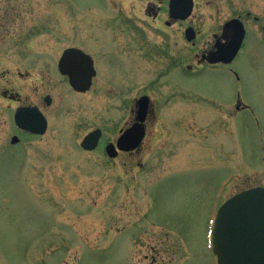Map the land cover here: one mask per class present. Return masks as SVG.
<instances>
[{
  "label": "rangeland",
  "instance_id": "1",
  "mask_svg": "<svg viewBox=\"0 0 264 264\" xmlns=\"http://www.w3.org/2000/svg\"><path fill=\"white\" fill-rule=\"evenodd\" d=\"M239 15L264 18V0H195L188 21L200 32L201 50L217 26ZM149 18L143 0H0V264H218L213 220L231 195L264 186V133L254 124L233 130L226 144L233 164L243 159L253 168L243 172L247 181L230 179L211 146L214 126L219 133L224 126L210 118L203 97H229L232 82L210 72L189 75L195 49L176 26ZM69 47L94 53L105 72L118 65L101 60L103 52L120 48L125 64L133 55L135 86H114L100 75L90 92L74 93L57 71ZM177 51L184 55L185 75L175 77L182 94L169 74L150 88ZM237 67L250 71L245 56ZM144 91L156 100L159 120L139 153L110 159L103 147L81 148L97 127L112 138L125 100ZM242 93L264 122V85ZM45 94L53 98L42 105L46 134H22L15 110L39 105Z\"/></svg>",
  "mask_w": 264,
  "mask_h": 264
},
{
  "label": "flooded vegetation",
  "instance_id": "2",
  "mask_svg": "<svg viewBox=\"0 0 264 264\" xmlns=\"http://www.w3.org/2000/svg\"><path fill=\"white\" fill-rule=\"evenodd\" d=\"M143 2L145 3V6L147 7L148 15L154 17V18H149V19H153L154 21L156 20L159 21L160 23L163 24L161 27L176 26L177 35L180 36L182 40L186 38V34H185L186 29L193 28L194 39L188 44H190L191 47L195 49V54L193 58L196 61V68L192 69L191 65H187L186 70L188 71L193 70L191 71L189 75H193V76L199 75L200 76L202 74L210 72L211 74H217L220 77V79H224V80L229 79L232 82V90L230 92L229 97H225L223 99L221 97L216 98L214 97V95L212 96L210 95L208 97H203V98H205L206 101H208L209 103L210 118L214 120V122L216 123L217 121H219L224 126V131H221V133H219L220 130L217 132V129H220L219 124L218 125L216 124L217 126H214L213 130L211 129L212 130L211 137H213V143L211 144V146H213V149L215 148L213 154L215 155V157L219 158V161H223L225 163V169H226L225 171L227 173V176L230 177V179L234 178L236 182V180H242L243 178V181H247L248 176H246L247 174H244L243 172L244 170L247 171L248 167L253 168V166H251L252 164H250V166L247 165V163L244 162L243 159H241V157H240L241 161L239 162V164H233V162H235V158H233V153L235 151L233 148H229L226 144L231 143L233 141V132H234L233 130L234 129L236 131L235 134H238L239 125L241 127H243V125L247 127V126H250L251 124L252 125L254 124L256 126V129L259 131L261 135H263L264 133L263 120L260 118V115L258 114V112L254 108H252L249 105V103L244 99L243 97L244 95L242 93V92H245V90H248V91H251L253 94L254 86H260L261 84L264 85V18H260V17L244 18L243 15H239L233 18H228L223 23H221L219 26H217V30L211 34V40L207 42L201 50L200 48L201 43H199L200 40L198 39L199 37L198 35L200 32L197 31V27L195 24H193L192 21H188V19L187 20H174L172 18H159L161 17L163 13H166L169 15L168 7L170 4V0H143ZM234 33L238 35L239 33L242 34V40H241L239 52L237 53L235 58L231 62H216V63L209 62L208 55L211 52H216L219 45H224L226 47H229V45H231ZM134 43L136 44V42ZM175 43L177 45L178 41H176ZM75 48L80 49L86 55L90 57L94 71H95V75L91 79L90 88L85 92H80L72 88V86L69 83L68 76H63L62 74H60L58 70V63H57V71L59 75L65 79V81L67 82V84L70 86L71 90L74 93L85 94L87 92H90L95 83V80L100 75L101 77L106 76L105 80L108 82H111L112 85L114 84V86L115 85L118 86L119 83L121 82L124 83L122 85H126L128 87L135 86L134 80H135V70L136 69H134V67L136 63L133 62L134 61L133 55L131 57L133 61L131 62L129 61L130 63L125 64V61L121 59V56L119 53V51H121L120 48L114 49L113 53L103 52L104 55L105 54L107 55L103 56L101 60H104L107 65H108V60H109V65H111L113 62L116 61V64L118 65L116 70L114 69V70H111V72L110 71L105 72V71H101V69L99 68L100 61L99 59L96 58L94 53L88 52L87 50L81 47H75ZM145 48L146 47L144 46V47H141L140 49L141 51H143L142 49H145ZM123 49L126 50L125 48ZM163 49L168 50V43H164ZM102 50L104 51L103 48ZM128 54H130V52ZM165 54H168L167 51L165 52ZM111 55H115V56L112 57ZM244 56L246 59L247 66L250 69L249 73L240 71V69H238L237 67V62L240 61L242 57ZM183 58H184L183 53L182 52L180 53V51H177L175 57L172 59L170 63L166 65L165 69L160 70L159 77L156 78L155 80H151L148 82L149 87L151 88L152 86L157 85L161 81V78L165 76V74L166 75L169 74L167 77V78H170L169 83H171L173 87L174 86L176 87L175 92L177 94L179 95L182 94L183 86L179 84V79L177 80L175 77L177 74H180V73L185 75V69L183 68L184 63H182ZM86 61L89 63L90 60H86ZM188 66H191V68H188ZM168 70H172V71H168ZM130 90L131 88L129 89V91ZM195 93L196 95H198L200 92L199 90H195ZM47 96H50L49 105L45 101ZM120 96L121 94L118 93L116 97H120ZM143 96H147L148 101H147V111L145 114V120L143 122L144 136L142 138V141L135 149H132L129 151L120 150L118 147V142L121 139L122 135L127 129L131 128L134 124H136L139 121L138 101ZM167 98H169V96ZM196 101L199 103L198 100ZM52 103H53L52 96L50 94H45L39 105H27V106H36L42 111L43 104L47 107V106H51ZM123 107L126 110L125 119L119 123L116 133L112 138L110 139L107 138L106 132L104 131V129L98 128V127L95 128V129H100L102 131V136L100 139L98 149L100 147H103L105 151V148L108 144H113L116 147V154H117L116 158H118L120 155H123V154L128 155V156H133L134 154L139 153L142 150L146 142V139L148 137H151V135L154 134L153 127L156 125V123L159 120V109H158L157 102L156 100L152 99V97L149 94V91H144L138 95L133 94L132 96L128 98V100H125V102L123 103ZM44 115L46 116L45 113ZM166 124L168 125L167 119H166ZM252 125L250 127H252ZM48 126H49V122H48ZM162 129L168 132L169 126H166V128H162ZM176 135L177 136L184 135L181 131V127H176ZM168 138H169V143H171L172 138H173L172 133L168 132ZM216 142L217 143L221 142V146H220L222 147L221 149L220 148L218 149L216 147L217 146ZM261 149H262V157H261L262 165L264 166V147H261ZM237 171H240V173H238ZM253 187H256V186H253ZM249 188H252V187H248L246 189H249ZM246 189H243V190H246Z\"/></svg>",
  "mask_w": 264,
  "mask_h": 264
},
{
  "label": "water",
  "instance_id": "3",
  "mask_svg": "<svg viewBox=\"0 0 264 264\" xmlns=\"http://www.w3.org/2000/svg\"><path fill=\"white\" fill-rule=\"evenodd\" d=\"M193 7V0H171L169 16L175 20L187 19L191 16ZM193 32L192 28L186 31L189 41L194 38ZM241 38V33L239 35L234 33L231 45L229 47L219 45L217 52L208 55V61L231 62L240 48ZM86 60H90L89 63ZM58 68L62 75L69 77L70 84L75 90L85 92L90 88L95 71L90 57L83 51L75 48L66 49L60 58ZM45 101L49 105L50 97L47 96ZM147 101L146 96L138 101L139 121L122 135L118 142L120 150L135 149L142 141ZM14 122L18 129L33 135H44L48 127L46 117L35 106L18 108ZM101 136V130L92 131L83 139L81 147L88 151L96 149ZM17 142L19 138L14 136L12 143ZM106 152L110 158L117 156L113 144L106 146ZM212 248L218 264H264V187L245 190L223 204L215 217Z\"/></svg>",
  "mask_w": 264,
  "mask_h": 264
}]
</instances>
